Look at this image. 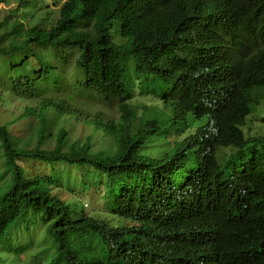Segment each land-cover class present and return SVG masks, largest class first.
<instances>
[{
    "label": "trees",
    "instance_id": "trees-1",
    "mask_svg": "<svg viewBox=\"0 0 264 264\" xmlns=\"http://www.w3.org/2000/svg\"><path fill=\"white\" fill-rule=\"evenodd\" d=\"M26 10L23 17L31 20L35 10ZM192 18H196L194 23ZM189 20L196 32L190 29L185 33L188 38L181 39L184 22ZM115 21L118 31L112 30ZM115 36L121 42L114 43ZM0 38V60H6L5 65L19 75L10 83L13 88L26 89L27 93L15 97L24 102L44 86L64 82L72 71L65 63L74 62L73 85L63 84L62 93L54 91L41 102L32 101L35 105L24 107L18 121L20 117L28 120L29 112L50 114V110L58 117L67 110L87 114L83 115L87 121L98 119L99 114L89 113L88 107L91 95H103L100 100L118 97L123 114L120 122L130 126L127 130L119 121L105 123L118 126L113 136L105 134L114 146L95 151L91 142L82 146L66 143L64 132L47 135L48 123H38L32 127L37 132L28 138L30 142L35 139V145L26 150L23 147L28 143H21L9 127L0 124V179L4 181L0 196L13 200L19 229L28 230L36 217L42 229L41 236L34 233L20 253L40 260L38 264H175L173 260L183 264H264V151L261 155L257 151L264 135L245 137L243 132L245 115L264 98V0H64L58 16L44 27L4 15ZM170 38L169 54L159 57ZM181 64L184 70L187 67L186 72L180 73ZM132 75L140 82L129 87L128 100L121 102L129 85L126 80ZM143 79L149 86L154 83L157 90L153 91L152 85L147 92ZM41 81L44 83L35 84ZM180 83L186 84L183 90L174 88ZM136 87L140 94L152 96L165 107L161 116L157 111L147 117L149 121L133 116L135 110L128 102ZM254 88L259 89L251 94ZM2 90H7L4 80L0 81ZM80 95L87 100L81 101ZM180 103L185 106L180 108ZM205 106L209 114L204 115L217 117L218 122H211L199 133L198 126L189 124L201 118ZM177 121L179 134L173 135L170 131ZM97 123L101 124L99 119ZM170 136L177 140L164 144ZM45 140L53 143L52 148ZM249 154L253 158L248 161ZM20 160L47 167L64 165L60 168L75 176H66L65 182L56 175L61 172L53 169L51 175L24 181L25 172L16 164ZM63 187L68 198L51 195ZM76 190L95 195L102 205L91 208L94 201L86 196L89 205L77 198L79 206H70V201H65ZM10 205L13 209L11 201ZM213 227L221 237L218 235L216 247L209 248L215 252L208 259L203 250ZM4 228L0 226V231ZM46 237L50 240L48 253L32 254L35 240L44 243ZM220 246H225L223 253H218ZM232 255L236 258L233 262L229 259ZM33 259L25 264L34 263Z\"/></svg>",
    "mask_w": 264,
    "mask_h": 264
},
{
    "label": "rangeland",
    "instance_id": "rangeland-1",
    "mask_svg": "<svg viewBox=\"0 0 264 264\" xmlns=\"http://www.w3.org/2000/svg\"><path fill=\"white\" fill-rule=\"evenodd\" d=\"M63 1L64 0H0V18L3 17L4 15H8L9 17L11 16L12 18L14 17L20 20H25L31 25H37V26L44 27L45 25L49 24L54 18L58 16L59 9ZM27 8L35 10L31 13L32 15L31 20H26L23 17V15L28 12L26 10ZM15 9H20V11L22 12L21 15L19 12L14 11ZM112 30H116V31L119 30L117 23L115 22L112 23ZM112 41L114 43L121 42V40L117 36L113 37ZM68 64L71 65L72 61H69ZM66 69L71 70L72 68L66 66ZM58 70L63 71V68L60 67ZM144 86H145V90L147 91L150 90V87L146 83H144ZM257 89L259 88H254L251 91V94H254L255 90ZM136 100L137 101L139 100V101L137 102ZM114 103H118V102H112L108 104L102 103L101 106L103 105V106L112 107ZM130 103H131V106H133L134 110L139 112V115H138L139 117L144 115L141 117L142 119L147 114H150V113L151 115L154 114V111H156L157 107L160 106L156 104L155 102L150 101V99L141 96L140 94H138L137 91L134 92L133 97L130 100ZM29 105L33 106L35 104L34 102H30V101L24 102L20 99L7 98L5 95L1 96L0 98V124L7 125L10 128V130L13 131L14 133L13 136H15L21 143H28V145L26 146L27 148H32L35 145V139L30 142L28 138L32 136L34 132H37L36 129H32L34 125H37V120L35 116H30L28 120H26L23 117H20L19 121L17 120V118H19V114L21 110L24 107H30ZM141 106H143V109ZM100 108H104V107H100ZM163 110L164 108H160V110L158 111L160 113V116ZM50 111L55 112L53 110H50ZM54 117L51 116L48 122H50L52 118L54 119ZM77 118L79 119H73L66 115L55 118L53 120V123H48L46 125V128H47L46 134L47 135L48 133L53 134L56 131L58 132L60 130H63L68 134V144L76 143L77 145L82 146L85 143L91 142V143H94V147L93 146L91 147H92V150H95V151H97V149L102 146L104 148L103 150H108V149L113 148L114 142L109 140V137L106 136L105 131H103L104 130L103 128L108 129L110 123L102 126V135L100 136V133L96 129V125H95V123L97 124L98 119H94V120L86 122L83 117H77ZM111 118L114 121L117 120L115 116ZM263 119H264V98L259 100V102L250 109V113H249V116L245 124L246 126H244L245 134H247V131H253V132H257V134L259 135H264V123H261V120ZM174 130H176V127L172 125L171 132H173ZM169 139L173 141L174 139H176V137L170 136ZM20 142H18V144ZM165 143H169V142H165ZM44 144H46V146H48L49 148H52V145H53V143L48 140H45ZM19 145L22 146V144H19ZM259 148L262 151H264V144L260 145ZM142 152H143V149H142ZM20 166L26 169L29 172V175H34L36 173H42V174H52L53 173L52 167L47 169L46 165H42L40 163L26 164L25 162H21ZM1 167H2V162L0 159V170H1ZM58 171L61 173L58 175V172H57L56 175L65 182L68 181L66 179V176L75 175L72 171L64 170L60 167H58ZM65 191L66 190L63 187L60 190H55L54 193L60 198H68L69 196L66 195ZM76 191L77 192L74 196L70 197L67 201H65L66 203L70 201L71 203L70 206H73V205L79 206V204H77V198H79L81 201H84V203L89 205V203H87L88 201L86 202V196L94 201V203H90L91 208H93L94 206L95 208H98L97 206L102 205V201L100 199L97 202L95 195L88 194V193H81L78 190ZM77 210L79 211V207ZM34 227L35 226L32 225L30 230H26L22 232L20 236V240H19V242L22 243V246L29 244L28 241H29V238L33 235ZM38 235L41 236V232H38ZM35 244L36 245L31 249V252L33 253L42 252L44 250V247L46 246V244L42 243V240L40 239L35 240ZM2 255H3L2 252H0V256ZM4 258L7 259L8 262H15L16 264H25L27 260L33 259L32 257L24 255L22 253H19L18 255L8 253L6 257ZM34 260L36 259H33V261ZM29 264H33V262H29Z\"/></svg>",
    "mask_w": 264,
    "mask_h": 264
},
{
    "label": "clouds",
    "instance_id": "clouds-1",
    "mask_svg": "<svg viewBox=\"0 0 264 264\" xmlns=\"http://www.w3.org/2000/svg\"><path fill=\"white\" fill-rule=\"evenodd\" d=\"M19 10L20 9H15L14 11H17L18 12ZM115 23H116V21H115ZM192 24L193 23L191 21L190 22H187V21L184 22V25H192ZM5 33H8V31H6ZM171 38L169 39V41L166 44V46L162 49V54L159 55V57H162V56H164V55H166L168 53V51L170 49ZM246 41H251V40L248 39ZM51 57H53V56H51ZM49 58L50 57H48L47 59H45V61H48ZM133 58L135 59L136 64L137 65H140L138 63L137 59L135 57H133ZM5 62H6V60H2V59L0 60V67H2V69H0V81L1 80H4V85L7 88V90L0 91V98H1V96H4V95L7 98H13L14 99L16 96H19V98H20L23 94L27 93V91H26V89H24L22 87H19L18 89L13 88V86L10 83L11 82V79L12 78H14V79L19 78V75L16 74L17 72H15V70H13L12 68L7 67L5 65ZM73 65H74V62H72L71 65H69L68 63H65V66L72 68V71H71V75H69V74L66 75L67 76V79L64 82H62V83L56 82V84L54 86H52V87H50L49 85L44 86L43 88H41V91L39 93H35L36 96L32 100H29V101L30 102H32V101L41 102L42 99H44L48 94H52L54 91H59L60 93H62L63 90H61V86L63 84L68 85V86L73 85ZM145 74H146V72L142 68V76L144 77ZM47 76L50 77L49 73H48ZM126 81L129 82V85H128V88L125 89L127 91V93H126L125 97L123 98L124 100L121 101V102H124V101H127L128 100V98H129V87L131 85H137L140 82V79L137 78L136 76L132 75V78L129 79V80H126ZM40 83H44V81L35 82V84H40ZM10 89H13V90H11V92L7 93L6 91H8ZM3 91H5V92H3ZM84 91L89 92V90H84ZM135 91H137L138 94H140L139 93V89L137 87L134 88V90L132 92V96H131V98L129 100L132 99L133 94H134ZM66 92L68 94L71 93L70 90H67ZM140 95L143 96V97H145V98H148V99H150V101H153L156 104L160 105L156 109L157 112L160 110V108H165V107L162 106L161 103L155 101L152 96L147 95V94H145V95L140 94ZM91 97L93 99L100 100V98H102L104 96L103 95H91ZM65 98L67 99V97H65ZM20 100H22V99H20ZM80 100L81 101H86L87 98H85V97H83V96L80 95ZM116 100L117 99H112V101H104V100H100V101L102 103H104V104H108V103H112V102H118ZM2 101H4V100H2ZM75 106H76V104H73L72 105V107H75ZM32 113L33 112H29V114L27 115V117L35 116V118L37 120V124L38 123H42V125H44L46 123H53V120L58 117V115L55 116V112H51L50 114H44V113L41 112V113H36L34 115H32ZM64 115L69 116V117H71L73 119H79V118H77L74 115V113L72 114L71 112H69L67 110H65V112H64V114L62 116H64ZM51 116H53V117L55 116V117H54V119L52 118L50 122H48V118L51 117ZM148 116H151V113L150 114H147L142 120L144 121ZM42 118H45V119L42 121ZM3 126L4 127H8L7 125H3ZM103 129H104L103 131H105V132L107 131V129H105V128H103ZM59 132H64L66 134V140H67L66 143H68V134L65 131H63V130H60ZM243 132H244L245 137H257V132H253V131L248 132L247 131V134H245V131L244 130H243ZM12 138L14 140H16V138H14V137H12ZM263 144H264V142L260 143L257 146V148H258L257 151H258L259 155H261L262 152H263L259 148V146L260 145H263ZM17 146L20 147V148H22V146L18 145V143H17ZM23 148L26 149V150H30L33 147L32 148L23 147ZM1 155H2V150L0 148V159H1V162L3 164ZM252 158H253V156H251L249 154L248 155V161L250 159H252ZM21 162H25L26 164L37 163V162L36 161H30V160H28V161H26V160H20V161H17L16 162L17 166L25 172V179H24V181H28V178L27 177H30L31 179H35V178L45 177L47 175H51V174H42V173H36L34 175H29V172L26 169H24L23 167L20 166V163ZM40 164H42V163H40ZM42 165H46V164H42ZM63 166L64 165L61 166L59 164H54L53 166L46 167V168L48 169V168H51L52 167V169H56L55 171H58V167H63ZM3 183H4V181L2 179H0V187L3 185ZM64 188L66 189V187H64ZM60 189L61 188L54 189L51 192V195L52 196H55V197H57L59 199L60 197H58L54 193V191L55 190H60ZM10 201H11V204H12L13 209L10 207L11 206L10 205ZM16 212H17V210H16V208H15V206L13 204V200H11V198L1 197L0 196V226H5V228L2 231H0V246H1L0 252H2V254H3L2 256H0V264H16L15 262H8L7 259H5L4 257H6V255L8 253L9 254L18 255L22 251V249H21L22 243H20L19 240H20V236H21L22 232L23 231H26V229H24V228L19 229L18 228V224L15 222ZM34 219H35L36 223L31 224V226L32 225L35 226L33 228V234L42 231V229L40 227V224L38 223V221H39L38 220V217H36ZM32 221H33V217H32ZM31 226H30V228L28 230L31 229ZM32 236L29 238L28 243L30 242ZM44 243L46 244V246L44 247V250H46V252L44 254L46 255L48 253V250H49V247H50V240L46 237V241ZM26 246L27 245H25L24 247H26ZM224 249H225V246H220L218 248V253H223ZM32 254H33V252H32ZM229 259H230V261L232 260V262L235 261L236 260L235 255L230 256ZM39 261L40 260H36V261H34L33 264H38ZM171 262H175V261L173 260Z\"/></svg>",
    "mask_w": 264,
    "mask_h": 264
},
{
    "label": "bare ground",
    "instance_id": "bare-ground-1",
    "mask_svg": "<svg viewBox=\"0 0 264 264\" xmlns=\"http://www.w3.org/2000/svg\"><path fill=\"white\" fill-rule=\"evenodd\" d=\"M193 9H197L196 7H194ZM185 10L184 9H182V11H181V14H183V12H184ZM190 21V20H189ZM188 21V22H189ZM196 21V18H192V22L194 23ZM191 29V32H196L193 28H192V26L191 25H185L184 26V32H183V36L181 37V39H186V38H188V36H185V33L187 32L188 33V30H190ZM182 30V29H181ZM204 32H207L206 30H204ZM179 33V32H178ZM160 39V38H159ZM161 40V39H160ZM212 40H213V38H212ZM215 40V39H214ZM164 41V40H163ZM181 41V40H180ZM178 43V42H177ZM165 44V43H164ZM166 46V45H165ZM174 46V45H173ZM162 48V47H161ZM170 48H172V47H170ZM162 51V50H161ZM170 51V50H169ZM168 51V52H169ZM174 53V52H173ZM167 54H169V53H167ZM169 56V55H168ZM167 61V60H166ZM173 63V62H172ZM182 65H184V64H181V65H179V69H180V73L181 72H186L185 70L187 69V67H186V69L184 70V68L182 67ZM173 68H174V66H173ZM189 68V67H188ZM154 70V69H153ZM178 73V72H177ZM171 74V73H170ZM157 75V74H156ZM175 75H177V74H175ZM179 75V74H178ZM121 76V75H120ZM119 76V77H120ZM130 76V75H129ZM185 76V75H184ZM131 77V76H130ZM155 77V76H154ZM176 77V76H175ZM151 78V77H150ZM179 78V77H178ZM184 78V77H183ZM187 78H189V76L187 77ZM115 79H118V80H121V79H119L118 77L117 78H115ZM152 79V78H151ZM156 80H157V78H155ZM155 79H153L154 81H155ZM165 79V78H164ZM171 79V78H170ZM173 79V78H172ZM168 80V79H167ZM144 82H145V80H143ZM158 81V80H157ZM160 81H162V79L160 80ZM159 81V82H160ZM171 81V80H170ZM178 81V80H177ZM183 81V80H182ZM194 81V80H193ZM197 80H195V82H196ZM149 82V84H151V83H153V82H150V81H148ZM166 82V81H165ZM168 82V81H167ZM174 82V81H173ZM198 82H200L199 80H198ZM146 83V82H145ZM147 84V83H146ZM154 84V83H153ZM152 84V85H153ZM158 84V83H157ZM167 84V83H166ZM181 84V83H180ZM178 85V86H174V88H177V89H179V90H183L185 87H186V84L185 83H182L181 85ZM193 84V83H192ZM141 85V84H140ZM148 85V84H147ZM151 85V86H152ZM159 85V84H158ZM168 85V84H167ZM174 85V84H173ZM172 85V86H173ZM115 86V85H114ZM144 86V85H143ZM149 86V85H148ZM151 86H149L151 89L153 88V91L156 89L157 90V87L155 86V85H153V87H151ZM160 86V85H159ZM171 85H170V87H172ZM141 87V86H140ZM156 87V88H155ZM191 87V86H190ZM166 88H169V87H166ZM174 88H172V89H174ZM163 89V88H162ZM120 90V89H119ZM142 90V89H141ZM159 90H160V88H159ZM167 90V89H166ZM173 91V90H172ZM178 91V90H177ZM118 92V91H117ZM141 92V91H140ZM148 92V91H147ZM155 92H157V91H155ZM165 92V91H164ZM181 92V91H180ZM175 93V92H174ZM184 93V92H183ZM187 93H189V92H187ZM178 94V93H177ZM185 94V93H184ZM181 95V97L183 96H185V95ZM174 94H172V96H173ZM139 96V95H138ZM166 97H168L167 95H165ZM175 96V95H174ZM178 96H180V93H179V95ZM197 96V95H196ZM200 97H201V95H199ZM213 96V95H212ZM200 97H198V98H200ZM202 97H203V95H202ZM114 98H116V97H111L110 99H106L105 98V100L106 101H111L112 99H114ZM118 98V97H117ZM116 98V99H117ZM157 98V97H156ZM170 98H171V96H170ZM164 99V98H163ZM162 99V100H163ZM179 99V98H178ZM182 99V98H181ZM197 99V98H196ZM205 99H207V98H205ZM160 100V99H159ZM202 100H204V99H202ZM137 101V100H136ZM139 101V100H138ZM137 101V102H138ZM189 101H190V99H189ZM208 101H209V99H208ZM193 102V101H192ZM195 102V101H194ZM211 102V101H210ZM128 103H130V102H128ZM163 103H164V101H163ZM185 103H187V102H185ZM198 103H200V101L198 102ZM198 103H197V105H198ZM101 104H102V102L100 101V100H98V99H91V106H89L88 107V112L89 113H91V114H96V113H98L99 114V116L97 117L98 119H99V121H100V123L101 124H99V123H95V125H96V128H98L101 132H102V126H104L105 125V123H107V122H110V120L111 121H114L111 117H113V116H115L116 118H117V120L116 121H119L120 122V119L122 118V116H123V114H122V112L120 111V109H119V102L118 103H114V105L112 106V107H109V106H101ZM143 104V103H142ZM189 104V103H188ZM192 104V103H191ZM212 106L214 105V103H210ZM209 104V105H210ZM136 105V104H135ZM193 105V104H192ZM197 105H195V106H197ZM209 105H208V108L209 109H212V108H210L209 107ZM145 106V105H144ZM185 105H183V103L181 104H179V107L181 108V107H184ZM194 106V105H193ZM203 106V105H202ZM201 106V107H202ZM100 107H104V108H106V109H104V108H100ZM142 107V109H143V106H141ZM146 107V106H145ZM150 107V106H149ZM189 107V106H188ZM140 108V107H139ZM171 108V107H170ZM178 108V107H177ZM179 108V109H180ZM198 108V107H197ZM189 109V108H188ZM191 109V108H190ZM194 109V108H193ZM206 109H207V107L205 106L204 108H203V110L201 111V118L200 119H198L195 123H190L189 125H191V126H198V129H199V133H201L203 130H205L206 128H209L208 127V124H210L211 122H213V125L215 124L214 122L216 121V119H217V117H210V118H208V117H206V115H204V112H208V111H206ZM175 110V109H174ZM181 110V109H180ZM187 110V109H186ZM250 110V109H249ZM146 111V110H145ZM182 111V110H181ZM180 111V112H181ZM179 112V111H178ZM184 113H185V110H184ZM193 113H195V112H193ZM145 114V113H144ZM176 114H177V112H176ZM175 113H174V116L176 115ZM208 114H209V112H208ZM212 114V113H211ZM76 117H83L84 118V116L83 115H87V114H83L82 115V113H80V114H74ZM137 115H139V112H137V111H135V114L133 115V116H137ZM141 115V114H140ZM191 115V114H190ZM195 115V114H194ZM200 115V114H199ZM214 115V114H213ZM142 116H144V115H142ZM141 116V117H142ZM179 116V115H178ZM196 116V115H195ZM211 116V115H210ZM214 116H216V114L214 115ZM248 116H249V114L246 116L245 115V119L247 120V118H248ZM184 117V116H183ZM192 117V116H191ZM152 118V117H151ZM155 118V117H154ZM176 118V117H175ZM85 119V121L86 122H88L87 120H86V118H84ZM142 119V118H141ZM179 119V118H178ZM181 119L182 120H184L183 118H180L179 119V121H181ZM194 119V118H193ZM196 119V118H195ZM93 120V119H92ZM146 120H148V118L146 119ZM145 120V121H146ZM171 120H173V119H171ZM246 120H245V124H246ZM149 121V120H148ZM176 121V120H175ZM130 122V124H131V120L129 121ZM138 122H140V121H138ZM164 122H166V121H164ZM174 122V121H173ZM216 122H218V121H216ZM117 123V122H116ZM133 123H134V120H133ZM142 123V122H141ZM161 123V122H160ZM167 123V122H166ZM170 123V122H169ZM164 124V123H163ZM177 124H180V123H178V121L177 122H175V123H173V125L176 127V125ZM203 124V125H202ZM120 125L123 127V128H127V130H128V128L130 127H128V124L127 123H125V122H120ZM145 125V124H144ZM148 125V124H147ZM167 125V124H166ZM165 125V126H166ZM218 125V124H217ZM150 126H151V124H150ZM168 126V125H167ZM186 126V125H185ZM211 126H212V124H211ZM245 126V125H244ZM118 126H115V127H108V129H107V131L105 132V134H107V135H112L113 136V134H114V132H116L117 131V128ZM131 127H133V125L131 126ZM117 128V129H116ZM136 128V127H135ZM142 128H144V127H142ZM215 128V127H214ZM169 129V128H168ZM180 129H182V126H180ZM185 129V128H184ZM197 129V130H198ZM179 130V129H178ZM178 130H174L173 132H171L173 135H178L179 133V131ZM183 130V129H182ZM196 130V131H197ZM213 129H211L210 131H205V132H207V135H210V132L212 131ZM123 131V130H122ZM125 131H126V129H125ZM124 131V132H125ZM130 131V130H129ZM131 131H133V129L131 130ZM138 131V130H137ZM169 131V130H168ZM124 132H122V133H124ZM127 132V131H126ZM141 132V131H140ZM188 132V131H187ZM204 132V133H205ZM132 133V132H131ZM137 133V132H136ZM139 133V132H138ZM196 133V132H195ZM119 134H121V133H119ZM118 134V135H119ZM128 134H129V132H128ZM165 134V133H164ZM167 134H168V132H167ZM166 134V135H167ZM170 134V133H169ZM193 134V133H192ZM198 134V133H197ZM203 134V133H202ZM117 135V134H116ZM131 135H133V134H131ZM130 135V136H131ZM140 135V134H139ZM187 135V134H186ZM206 135V134H205ZM120 136V135H119ZM118 136V137H119ZM135 136H136V134H135ZM147 137H149V135H146ZM196 137H202V135H195ZM105 137V136H104ZM140 137V136H139ZM182 137H184V136H182ZM191 137V136H190ZM189 137V138H190ZM193 137V136H192ZM120 138V137H119ZM141 138V137H140ZM180 137H178V139H179ZM188 138V139H189ZM130 139H131V137H130ZM135 139V138H134ZM139 139V138H138ZM186 139V138H185ZM191 139V138H190ZM141 140V139H140ZM144 139H142V141H143ZM177 140V139H176ZM180 140V139H179ZM178 140V141H179ZM145 141V140H144ZM144 141H143V143H144ZM152 141V140H151ZM171 141V139H167L165 142H170ZM175 141V140H174ZM184 141V140H183ZM182 141V142H183ZM188 141V140H187ZM147 142V141H146ZM148 142H149V140H148ZM164 142V141H163ZM164 142V144H167V143H165ZM181 142V141H180ZM132 143V142H131ZM125 144V143H124ZM140 144V143H139ZM175 144V143H174ZM126 145H127V143H126ZM137 145V144H136ZM141 145H143V144H141ZM140 145V146H141ZM176 145V144H175ZM184 145V144H183ZM134 146V145H133ZM168 146V145H167ZM166 146V147H167ZM180 146V143H179V145L177 146V147H179ZM144 149H146L145 148V146H142ZM142 147H141V150H142ZM151 147V146H150ZM174 147V146H173ZM184 147V146H183ZM189 147V146H188ZM132 148V147H131ZM134 148H135V146H134ZM137 148V147H136ZM154 148V147H153ZM162 148H164V147H162ZM180 148H181V146H180ZM139 149V148H138ZM149 149H151V148H149ZM169 149V148H168ZM167 149V150H168ZM171 149H172V147H171ZM171 149H169V151L171 150ZM174 150H175V148H173ZM166 150V151H167ZM180 150V149H179ZM178 151V150H177ZM186 150H184V152H185ZM158 152V151H157ZM160 152V151H159ZM172 152V151H171ZM168 153V152H167ZM166 153V154H167ZM175 153V152H174ZM162 154V153H161ZM171 154V153H170ZM179 154H182V153H179ZM185 154V153H184ZM143 155H144V153H143ZM146 155V154H145ZM151 155V154H150ZM153 155H155V154H153ZM153 155H152V157H153ZM165 155V154H164ZM186 155V154H185ZM187 156V155H186ZM191 156V155H190ZM189 157V156H188ZM192 157V156H191ZM146 159V158H145ZM152 160H153V158H151ZM154 160H155V158H154ZM153 160V161H154ZM191 160H193L194 161V158L192 157V159ZM147 161V160H146ZM145 161V162H146ZM153 161H151V162H153ZM155 165V164H154ZM193 165H196V164H193ZM156 166V165H155ZM159 167V166H158ZM155 175V174H154ZM175 175H177V174H175ZM152 177V176H151ZM143 179V178H142ZM150 179V178H149ZM157 179V178H156ZM161 179V178H160ZM162 181V180H161ZM144 182V181H143ZM146 182V181H145ZM144 182V183H145ZM148 182V181H147ZM146 182V183H147ZM149 182H150V180H149ZM153 182H154V179H153ZM163 183V182H162ZM149 184V183H148ZM159 184V183H158ZM151 185V184H150ZM149 185V186H150ZM152 186V185H151ZM155 186V185H154ZM161 186H162V184H161ZM136 187V186H135ZM153 187V186H152ZM151 187V188H152ZM134 188V187H133ZM138 188L140 189V187L138 186ZM159 188V187H158ZM170 188V187H169ZM161 189V188H160ZM165 189V188H164ZM167 189V188H166ZM128 190V189H127ZM129 190H130V188H129ZM152 190V189H151ZM174 190V189H173ZM219 190H221V188L219 189ZM143 191V190H142ZM145 191H146V189H145ZM172 191V190H171ZM153 192V191H152ZM214 192V191H213ZM222 192V191H221ZM134 193H135V191H134ZM141 193V192H140ZM150 193V192H149ZM142 194V193H141ZM151 194V193H150ZM208 194V193H207ZM213 194V193H212ZM144 195V194H143ZM156 195V194H155ZM159 196V195H158ZM213 196H216V195H213ZM226 196V195H225ZM209 197V196H208ZM211 198V197H210ZM224 198V197H223ZM212 199V198H211ZM210 199V200H211ZM218 199H220L221 200V198H218ZM163 200V199H162ZM208 200V199H207ZM164 201V200H163ZM166 201H167V199H166ZM214 202V201H213ZM215 202H216V200H215ZM214 202V203H215ZM206 203H208V202H206ZM210 203V202H209ZM218 203H220V202H218ZM218 203H215L216 205L218 204ZM188 213V212H187ZM196 213V212H195ZM203 214V213H202ZM204 215V214H203ZM187 216H189V215H187ZM198 216V215H197ZM204 216H206V215H204ZM208 216V215H207ZM193 217V216H192ZM202 218V217H201ZM197 219H199V218H197ZM204 219V218H203ZM211 219V218H210ZM201 220V219H200ZM205 220V219H204ZM202 221V220H201ZM207 221V220H206ZM213 221V220H212ZM195 222H197V221H195ZM198 223V222H197ZM196 223V224H197ZM195 224V223H194ZM207 224V223H206ZM198 225H199V223H198ZM197 225V226H198ZM208 226H209V224H207ZM206 225V226H207ZM183 226V225H182ZM181 226V227H182ZM186 226V225H185ZM195 226V225H194ZM202 226H203V224H202ZM189 228H191L192 229V226L191 227H189ZM196 228V227H195ZM201 228V227H200ZM183 229H184V227H183ZM185 229H188V228H185ZM199 229V228H198ZM210 229V228H209ZM208 229V230H209ZM187 231H189V229L187 230ZM197 231V230H196ZM182 232V231H181ZM209 232V231H208ZM211 232V231H210ZM209 232V233H210ZM185 233V232H184ZM199 233V232H198ZM202 233L203 234H207V230L206 229H204L203 228V230H202ZM191 234V233H190ZM195 234V233H194ZM186 235V234H185ZM189 235V234H188ZM196 235V234H195ZM201 235V234H200ZM210 236V242H209V244L204 248V250H203V252L206 254L205 255V257L204 258H208L211 254H213V252H215L213 249L212 250H210L209 251V248H212V247H216L220 242L218 241V235H220L218 232H216L215 231V229H214V227H213V229H212V232H211V234H209ZM181 236V235H180ZM183 236V235H182ZM203 236V235H202ZM192 237V236H191ZM190 237V238H191ZM206 237V236H205ZM220 237H221V235H220ZM177 238V237H176ZM179 238V237H178ZM185 239V238H184ZM192 239H193V237H192ZM195 239V238H194ZM199 239H200V237H199ZM201 240H202V238H201ZM209 240V239H208ZM177 241V240H176ZM200 241V240H199ZM198 241V242H199ZM205 241V240H204ZM180 243H181V241H180ZM192 244H194V243H192ZM202 245V244H201ZM205 245V244H204ZM203 246V245H202ZM179 248V247H178ZM214 255V254H213ZM212 255V256H213ZM209 259V258H208ZM213 260H216V259H213ZM97 262V261H96ZM210 263V262H209ZM217 263H219L218 261H217ZM94 264V263H93ZM96 264V263H95ZM175 264H183V262H181V261H175ZM213 264V263H212Z\"/></svg>",
    "mask_w": 264,
    "mask_h": 264
}]
</instances>
